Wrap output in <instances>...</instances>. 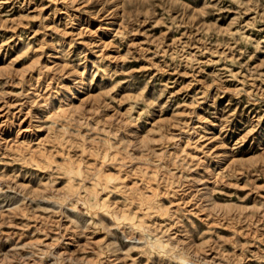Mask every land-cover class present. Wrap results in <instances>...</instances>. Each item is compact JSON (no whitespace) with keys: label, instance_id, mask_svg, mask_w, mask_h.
<instances>
[{"label":"rangeland","instance_id":"1","mask_svg":"<svg viewBox=\"0 0 264 264\" xmlns=\"http://www.w3.org/2000/svg\"><path fill=\"white\" fill-rule=\"evenodd\" d=\"M0 264H264V0H0Z\"/></svg>","mask_w":264,"mask_h":264}]
</instances>
